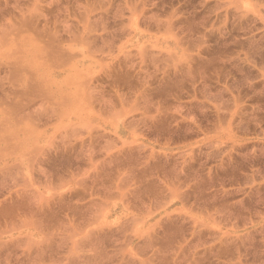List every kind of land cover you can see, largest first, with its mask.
I'll return each instance as SVG.
<instances>
[{
	"label": "rangeland",
	"instance_id": "rangeland-1",
	"mask_svg": "<svg viewBox=\"0 0 264 264\" xmlns=\"http://www.w3.org/2000/svg\"><path fill=\"white\" fill-rule=\"evenodd\" d=\"M0 264H264V0H0Z\"/></svg>",
	"mask_w": 264,
	"mask_h": 264
}]
</instances>
